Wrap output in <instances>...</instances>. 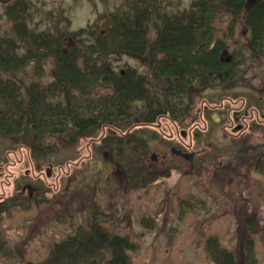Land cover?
Wrapping results in <instances>:
<instances>
[{
    "label": "rangeland",
    "instance_id": "obj_1",
    "mask_svg": "<svg viewBox=\"0 0 264 264\" xmlns=\"http://www.w3.org/2000/svg\"><path fill=\"white\" fill-rule=\"evenodd\" d=\"M193 2L0 3V42L16 41L21 26L27 37L56 41L60 36V51L68 54L69 48L76 50V66L80 72L85 70L79 78L83 86L77 91L73 88L70 97L56 95V63L52 56L44 57L40 64L30 61L23 70L0 76L21 89L22 98H26L22 99L25 112L28 86L38 82L42 87L40 104L52 107L50 111L58 115L44 118L38 112L35 125L42 130L38 135L22 137V133L9 132L0 136V264H41L55 243L74 234L79 226L87 227L93 219L111 235L132 241L134 250L128 252L132 264H215L206 247L210 238H217L221 247L233 252L236 264H246L250 254L254 264H264V95H244L264 92V54L253 55L243 47L251 39L245 12L219 0L207 1L211 2L206 3L210 23L198 29L193 39L201 40L197 47L209 53L195 59L202 64L206 58L212 67L207 66L208 71L204 66L193 69H201L200 74L206 78L213 67L219 68L214 65L213 54L226 65L220 67L209 88L202 89V81L197 80L178 95L166 90L163 78L156 79L160 86L154 83L146 55L136 56L122 49L111 51L110 35L102 42L105 48L100 54L95 45L101 43L96 37H104L105 29L94 28L93 34L89 29L76 39L70 36L93 26L100 15L112 13L130 20L132 26L139 16L142 31L153 44L159 40L165 21L189 12ZM15 10H21L17 13L20 17L9 15ZM111 40L116 43V35L111 34ZM14 45L21 54L27 53L30 44ZM88 48L97 50L89 60L85 55ZM223 50L227 55L222 54ZM33 52L37 56L46 53L37 49ZM232 54L236 57L230 61L228 56ZM157 56L163 58V54ZM106 64L117 72L128 69L143 76L149 86L147 98L119 113L109 84L94 79V72ZM187 79L191 80L189 75ZM51 88L56 92L49 94ZM14 102L19 103L15 98L6 104L14 109ZM165 103L169 111L154 123L129 127L130 122L151 109L165 110ZM243 105L246 112L252 113L244 116ZM68 106L74 114L81 112L78 115L94 120L97 115L104 120L110 113L117 124L104 120L91 131L93 134L88 130L80 136L72 129ZM248 117L253 120L250 122ZM228 124L232 125L230 129L243 132V140L225 136L230 132L224 130H229ZM52 128L62 131L54 134ZM201 138L206 139L204 145ZM209 143L210 147L191 161L170 152L172 147H181L200 153ZM215 148L216 152L211 153ZM248 218L256 225L252 228L255 235L245 228ZM248 240L252 241L251 251L245 244Z\"/></svg>",
    "mask_w": 264,
    "mask_h": 264
},
{
    "label": "trees",
    "instance_id": "obj_2",
    "mask_svg": "<svg viewBox=\"0 0 264 264\" xmlns=\"http://www.w3.org/2000/svg\"><path fill=\"white\" fill-rule=\"evenodd\" d=\"M207 1L210 0H194L189 12H183L180 15L174 16L172 19L166 20L158 34L159 40L153 44L149 42L145 37V33L142 31L139 23V16L135 17V26H132L130 20H123L119 18L118 15L112 13L100 15L95 20L93 26L80 29L77 33L70 36L76 39L77 35L89 29L90 31L88 32L91 34L94 33V28H99L100 30L105 29L107 34L104 37H96V41L98 40L97 42L101 43L100 45H95L100 49V54H103L102 51L105 48L102 42H106L107 36L110 35L108 44L113 45L111 51L122 49L136 56L146 55L149 74L153 78L154 83L159 85L160 82H157L158 78L160 80L163 78L165 80L164 82L167 83L166 90L169 91L171 95L185 93L187 86L197 80L202 81L201 88L206 89L209 88L211 83H213L212 81L215 80L216 73L220 71V67L226 65L225 62H221L216 58V54H213V60L215 61L214 65L219 66V68L213 67L212 73L208 72L206 78L203 77V73L200 74L201 69H193L196 66H204L205 70L208 71L207 66L212 67V64L209 65V61L204 60L206 58L201 60L202 64L198 59H195L197 57L202 58L200 56L201 54L209 53L197 47V45L202 42L201 40L197 41L193 39L198 29L206 28L210 23L211 19L209 16L211 13L207 12L206 3L211 4V2ZM219 1L221 3H226L227 7H234L233 9H236V11L242 10L245 12L247 19L246 24L251 26V39L248 41V44L251 46L248 50L251 51L252 54L258 53L259 56L264 54V0L252 11H245L243 5L244 0H239L237 3H233L232 0ZM15 12L16 13L11 11L9 15L21 13V10H15ZM18 17L20 16L17 14L16 18ZM109 19H111V21H109ZM26 33L27 31L24 27H18L16 32L18 38L16 41L0 42V76H2L4 72L23 70L25 65L30 61H34V64H40L44 57L52 56L56 63V81L54 82V88L58 92L53 91L51 88L49 94H53L54 92H56V95L64 93L67 97H70L68 95L73 88L77 91L80 86H83L79 78H82L85 70L80 72L76 66L77 56L73 53L76 50L69 48L68 54L60 51V36L56 41H51L45 39L43 36L27 37ZM111 34L116 35V40L114 41L116 43L114 44L111 43ZM204 35H206V33H204ZM25 42L30 44L28 45L27 53H17L14 44H25ZM209 42L211 43L210 40ZM34 49L46 53L42 56H37L33 52ZM96 52H94V48H88V53L85 55L89 60L91 59L89 55ZM215 52L217 53V51ZM158 53L163 54V58H159L157 56ZM204 57L207 56L204 55ZM188 75L191 80H186V76L188 77ZM94 77V79L97 78L109 84L113 90L112 95H115L112 99L117 102L116 109H118L119 113L127 109L131 103L139 99H141V101L145 100L147 98V93H149L148 81L143 76L137 75V72L134 70L129 71L127 69L117 72L106 64V66L101 65L97 71L94 72ZM172 85L173 88H171ZM41 88L38 82H31L29 84L26 93L28 97L26 106L27 111L25 112L22 110L24 101H22L23 98L21 95H23V93L21 89L16 88L15 85L10 84L8 81H2L0 78V100L3 101V107L0 108V136L7 135L9 132L22 133V137L25 135L29 136V133L30 135L42 133L41 127L35 125L36 122H38L37 113L43 114L41 116H44V118L56 116L57 114L50 111L52 107H48L44 105V103H42L43 106L40 104V96L42 95ZM161 89L163 90V88ZM45 92L46 91L43 92V95ZM163 95H166L167 102L169 103L167 94L164 92ZM15 98L19 103L14 102L15 104L13 107L16 108L11 109L6 103L8 100H13ZM25 99L26 98L23 100ZM165 106V110L155 109L153 111L151 109L144 115L141 114L139 118L134 119V121L128 124L129 127L136 126L138 125L137 123L142 122L146 124L154 123L157 117H162L166 114V110L169 111L167 103H165ZM56 110L58 109L56 108ZM73 114L71 108L68 106L67 116L70 118L71 126L73 125L72 129L76 130L77 134L80 136H85L88 130H90L89 133L93 134L94 129H96L97 126L100 127L103 125L102 122H104V120L107 123L117 124L110 113L104 120L98 115L94 120L84 113L83 115H85L86 118L78 115L82 114L81 112L74 114L78 116L76 118L73 117ZM24 126L25 129L22 131ZM91 128L93 130H91ZM115 128L119 129V127ZM60 131H62V129L52 128V131L50 130V132L54 134ZM250 222H252L250 218L244 221L245 228L248 232H252L255 235L256 232L252 230L256 225L254 222ZM131 242L132 241L127 237L111 235L98 224V221L93 219L87 227L79 226L74 234L68 235L55 243L49 255L41 264H132L128 256V252L134 250V244ZM245 244L248 249L247 251H251L252 241L248 240ZM206 247L215 264H236L233 252L221 247L217 238L208 239ZM254 260L255 259L250 254L246 264H254Z\"/></svg>",
    "mask_w": 264,
    "mask_h": 264
},
{
    "label": "flooded vegetation",
    "instance_id": "obj_3",
    "mask_svg": "<svg viewBox=\"0 0 264 264\" xmlns=\"http://www.w3.org/2000/svg\"><path fill=\"white\" fill-rule=\"evenodd\" d=\"M262 1L263 0H260L259 1V3L258 4H256L255 6H253L252 8H251V10L250 11H252L257 5H259L260 3H262ZM10 2H12V1H10ZM9 3V2H8ZM246 33L247 32H243V35H246ZM248 34H249V30H248ZM250 39H248V41H249ZM250 46L251 45H249V44H246V45H244L243 47H245V50H247L248 51V49L250 48ZM241 48H242V45H241ZM251 51H248V53H250ZM223 55H227V50H223V53H222ZM250 55H252V54H250ZM253 55H256V56H259V54L257 53V54H253ZM230 59V61H231V59H233V58H235L236 56H234L233 54L232 55H229L228 56ZM219 59L220 60H223V58H222V56H219ZM219 76V75H218ZM244 95H264V92L263 93H260V92H250V93H245ZM223 99H225V98H223ZM226 99H228V100H231L232 101V98H226ZM204 106V105H203ZM243 107V115L244 116H246V115H248L250 112H246L245 111V107H244V105L242 106ZM205 108V107H204ZM252 108H250V110H251ZM241 110V109H240ZM239 111V110H238ZM256 111H258V113H259V110L257 109ZM263 111V110H262ZM204 112H205V109H204ZM204 112H203V114H204ZM240 112V111H239ZM252 113V112H251ZM202 114V115H203ZM242 115V116H243ZM202 117V116H201ZM245 118V117H244ZM246 119V118H245ZM248 120L251 122L253 119H251V117H248ZM231 122V121H230ZM243 122H246L245 120L243 121ZM232 125H230V124H228V127H229V130H227V128L226 127H224V130H225V132H227V131H230L229 133H227V135H225V136H227V137H231L234 141H239L240 139L241 140H243V138H242V135H243V132L240 130V131H237L239 128H237V130L235 129L234 130V127L232 128V129H230V127H231ZM236 128V127H235ZM252 129V128H251ZM252 131H257V130H253L252 129ZM251 131V132H252ZM250 134V133H249ZM201 143L204 145V143H205V141H206V139H204V138H201ZM208 147H210V143L209 144H207L206 145V147L205 148H203L202 150H201V152L200 153H195V152H191L188 148H186L185 149V151L184 150H182V149H176V148H174V147H172L171 149H175L176 151H181L182 153H184V154H193V157H192V159L194 158V156L196 155V154H202V152H205L206 150H207V148ZM170 152H171V150H170ZM190 152V153H189ZM211 153H214V152H216V148L215 149H213V150H211L210 151ZM177 157H180V156H177ZM181 159H183V160H185L183 157H180ZM186 161V160H185ZM219 165H221V164H219ZM25 189H23V191H24Z\"/></svg>",
    "mask_w": 264,
    "mask_h": 264
},
{
    "label": "water",
    "instance_id": "obj_4",
    "mask_svg": "<svg viewBox=\"0 0 264 264\" xmlns=\"http://www.w3.org/2000/svg\"><path fill=\"white\" fill-rule=\"evenodd\" d=\"M10 1L14 0H0L1 4H7ZM260 0H246L244 8L246 11H250L253 6L259 3ZM171 153L180 157H183L186 161H191L193 154H184L181 151H176L175 149H171ZM106 155H104L105 157ZM152 160H155V156L151 157Z\"/></svg>",
    "mask_w": 264,
    "mask_h": 264
}]
</instances>
